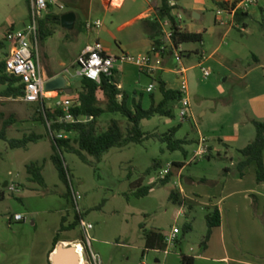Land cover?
Instances as JSON below:
<instances>
[{"label": "rangeland", "instance_id": "rangeland-1", "mask_svg": "<svg viewBox=\"0 0 264 264\" xmlns=\"http://www.w3.org/2000/svg\"><path fill=\"white\" fill-rule=\"evenodd\" d=\"M61 2L66 6L65 10L54 5L44 16L47 13L61 16L73 11L77 14L76 26L67 29L54 24V33L39 41L37 63L44 79L60 72L69 77L72 88L76 89L81 85L79 56L86 45L96 41L102 42L113 56L137 57L148 52L145 20L137 17L151 6L160 5L161 0H125L122 7L105 5L99 10H92V0ZM178 4L176 10L185 24L208 31L205 44L184 45L186 51L196 52L193 57L183 60L184 66L189 67L187 83L173 72H163L165 80L173 87L187 88L189 116L182 117L183 104L179 101L174 105L175 117L145 119L142 129L162 136L181 125L176 138L194 141L186 145L187 156L182 150H169L167 143L157 137L147 138L141 144L112 148L97 165L85 163L76 153L64 150L60 155L68 172L67 183L51 159L54 149L48 127L40 120L39 103H28L22 97H0V131L4 122L14 117L16 122L8 129L9 137L22 138L31 133L43 135L27 148L17 149L10 148L8 142L0 138V264H47L42 257V248L51 238L64 235L79 236L86 242L91 264H184L182 254L198 256L205 252L204 241L209 228L207 215L212 211L206 204L219 193L229 174L234 177L239 173L231 158H237V146L245 144V140L237 142L231 138L228 142L231 152L219 151L218 137L232 136L235 124L241 131L248 129L251 124L247 120L252 110L262 105L253 104L252 96L253 91L264 89V13L259 11L255 20L244 24L245 32L233 27L223 39L225 30L217 32L214 29L213 1L178 0ZM194 4L203 5L201 19L194 18ZM186 7L188 11H185ZM98 18L108 29L87 27V22ZM31 24L28 0H0L1 39L11 27L25 30ZM203 52L210 57L205 66L212 74L207 79L199 66ZM8 55L9 46L0 53V60H6ZM164 59L165 67H176L173 56ZM116 66L115 79L123 82L126 90L143 96L146 108L152 103L151 93L147 90L150 84H155L156 99L161 97L156 77L142 72L132 62L119 61ZM247 72L250 73L247 75ZM99 98V105L106 108L107 98L102 93ZM56 101L55 97L47 99V105L55 108ZM204 111H207L206 116L202 115ZM113 120H118L127 133L129 120L120 113L109 111L99 119V130H106ZM201 134L209 138L216 157L192 162ZM67 135L77 144L76 133ZM157 161L160 162L157 170L146 176L142 185L137 184ZM32 162L44 164L46 187L31 178L27 165ZM168 163H174L169 173L171 181L161 184L160 172ZM177 163H184V166ZM252 168L255 173V164ZM247 173H253L250 167ZM6 182L15 183L19 191H11L5 186ZM151 184L155 186L148 195L136 194L141 187ZM73 189L83 196L79 203L84 220L94 226L89 232L90 242L79 225ZM177 189L189 196L185 205L171 198L172 191ZM253 210L257 213L255 206ZM17 213L23 214L26 220L15 221ZM187 223L193 226L189 232L185 231ZM175 226L181 229L180 241L171 243L167 251L146 247L145 231L154 229L167 235ZM213 235L214 230L209 241ZM211 249L214 250V246ZM196 264H205V261L200 259Z\"/></svg>", "mask_w": 264, "mask_h": 264}, {"label": "trees", "instance_id": "trees-1", "mask_svg": "<svg viewBox=\"0 0 264 264\" xmlns=\"http://www.w3.org/2000/svg\"><path fill=\"white\" fill-rule=\"evenodd\" d=\"M155 1V0H154ZM29 2V0H28ZM52 8V5H50ZM175 6L170 4V0H161L160 5H156L157 17L154 19L155 33L151 35L156 47H160L164 43L162 28L159 19H168L171 22L173 29V43L187 44V43H204V33L191 31L188 28L183 29L180 27L178 15L173 12ZM248 13H237L236 18L238 21H243ZM54 24L61 25L60 15L47 13L46 16L39 20L38 26V39L44 41L54 33ZM15 29L11 27L9 30ZM8 30V31H9ZM8 48L6 37L0 38V53ZM36 56V50H35ZM8 57V56H7ZM160 92L163 96L159 103L153 100L151 106L146 108L143 104L142 98H136L122 91L119 88V83L115 79V72L111 75H104L100 83L91 80L87 77H81V89H75L73 94L77 97L78 104L71 109L72 114L77 119L74 122L62 121L60 118L64 114L63 110L59 107L48 108L47 99L39 103L38 112L40 120H42L48 127L50 132L51 141L54 153L51 157L55 163L62 180L69 182L68 172L64 166L60 151H69L76 153L85 163L91 165L99 164L109 150L115 147H125L131 143L141 144L147 138L157 137L161 141L167 143V148L171 151L182 150L187 156L186 145L193 144L190 138L178 139L176 133L181 125L173 127L162 136L156 134L146 133L142 129V121L145 119H152L156 116L161 117H175L174 105L183 98L181 89L169 87L168 83L163 79H158ZM0 97L18 98L25 94V84L21 79L7 71L6 60H0ZM102 93L107 98V107L103 108L99 105V94ZM120 95L122 97H120ZM120 113L125 116L130 126L127 133L124 132L118 120H113L110 126L104 130H99L98 121L101 116L106 112ZM90 117V119H88ZM187 118V117H186ZM16 122L14 117L7 119L4 126L0 131V138L8 142L10 148H27L31 142H36L43 138V135L37 133L24 134L22 138H11L8 136V129ZM253 124L256 128V137L247 146L239 149L243 155L238 165V174L244 177L247 168L252 163H256V176L258 183H264V120L253 119ZM76 133L78 135L76 142L71 139L67 134ZM63 134L64 136H60ZM211 153V149H210ZM220 157V155L218 156ZM208 159L214 158L211 154L207 155ZM160 162H155L153 166L147 169L143 176L136 182L139 185L145 181L146 176L150 175L154 170H157ZM184 166V163H182ZM44 164L40 162H32L27 165V170L31 178L37 181L42 186L46 187L47 183L43 175ZM170 180V174L166 178L160 179L161 184H167ZM155 184L141 187L136 194L138 196H146L154 188ZM171 198L181 205H185L186 199L180 190H173ZM255 207L258 200L254 197ZM80 217L78 216V219ZM208 232L204 241L205 248L208 247L212 231L222 223V213L218 207L212 209L207 215ZM193 228L191 223H187L185 231L189 232ZM146 247L148 249H161L167 250L169 244L166 241V235L156 230L145 231ZM179 241L177 240L176 243ZM59 243V236L55 237V247ZM184 264H194L195 257H188L182 254Z\"/></svg>", "mask_w": 264, "mask_h": 264}, {"label": "crops", "instance_id": "crops-1", "mask_svg": "<svg viewBox=\"0 0 264 264\" xmlns=\"http://www.w3.org/2000/svg\"><path fill=\"white\" fill-rule=\"evenodd\" d=\"M211 1L215 3V13H214V23H213L214 29L217 32L218 31L222 32V30H225L222 37L223 39H226L234 27L233 25H231L233 17L227 14H223L218 17L216 15V9L220 0H211ZM124 3L125 0H92L91 8L92 10L95 9L99 10L102 9L105 5L119 8L122 7ZM186 9L187 10L185 11H188L189 8L186 7ZM194 9H196L194 10V13L197 12V17H198L197 19H201L203 17V13L201 12V9H203V5L194 4ZM259 11L261 13H264V9L254 8L248 13L247 17L243 21H238L236 17L235 20L239 23L248 25L250 20L252 19L255 20L257 18L256 15L258 14ZM156 17H157V11H156V6L154 5L151 6V8L148 11L143 12L137 17L145 20L144 30L148 37V41H145V44L149 45V49L147 53L151 52L153 48L156 47L154 45L153 39L151 38V35L155 33L153 27H154V19ZM219 18H223V20L226 21L227 23L223 24L221 22L222 20H219ZM184 25H186L188 29L191 31L204 33V40H205V34L208 33L207 29L196 30L193 24L187 25L184 23ZM103 28L106 30L108 29V26L106 24H103ZM203 44H205V41ZM88 45H86L83 48L82 53L84 52V50ZM194 55H196V52L187 51L186 59H189ZM165 56L168 57L172 56L171 50H169L164 55V57ZM257 61L260 62L259 59H257ZM116 70H117V66L114 72H117ZM164 71L173 72L172 68L166 67L164 70L159 71L156 75H154V77H156L157 79L165 80L163 76ZM249 73L250 72H247V75ZM59 75H61L60 72L52 73L49 75L48 78H45V80L47 81ZM165 81L168 83L169 87L175 89H181V87H173L167 80ZM118 83H119V88L122 91L127 92L131 96V98L133 97L140 98L138 94L126 90L123 85V82L118 81ZM185 83H187V78ZM81 86L82 84L78 86L76 89H81ZM69 87L72 88L70 79H69ZM158 87L160 89L159 82H158ZM72 90L73 92L75 91L74 88H72ZM154 90L153 92H150L152 99L151 102H153L154 100L155 103H159L162 100L163 96L161 94V97L159 99H156ZM50 92L51 93L49 94L51 95V97H53L54 96L53 94H55L56 92H58L59 95L61 96H75L73 92L72 94H67L64 91H50ZM141 98L144 104L143 96ZM252 102L253 104L256 103L262 105L252 110L251 116L247 120V122L251 124L250 127H248V129H244L243 131H241L238 127L239 125L235 124L233 127L234 129L232 136H230L229 138L228 136L224 138L218 137L220 144V147L218 148L219 151H223V149H226L227 152L229 151L231 152L230 149L231 145L228 143L230 141L229 139L232 138L233 141H237V142H241L245 140V144H241L236 148L237 149L236 152L238 153L237 158H235L234 156L231 158L233 161L232 162L233 165H235L236 167L238 163L244 158L243 155L239 152V149L247 146L256 137V128L252 120L253 119L264 120V89H260L258 92L253 91ZM47 107L52 108L48 105ZM202 115L206 116L207 111L202 112ZM191 116L192 117L194 116L192 108H191ZM251 126H253L254 129ZM246 130H249L248 133H245ZM202 137L206 138V141L210 146L211 149L210 154L213 157H216L213 146L212 144H210L209 138L206 135L201 134L200 138L197 139L196 144L199 143ZM177 164L181 165L179 163ZM253 164H255V173H254V169L252 168ZM249 167L251 172L253 173H247L248 172V168H247L244 177H240L239 174L237 173H235L234 177H232V175L229 174V176L227 177L228 179L223 183V186L219 191V193L216 195L214 194L211 198H209V201L206 205L208 206V208L213 209L215 207H218L220 209L222 213V223L220 226L214 228V235L212 237L213 239L211 238V241H209L208 247L206 248L203 254L198 256H188V257H195L194 264H196L197 261L200 259H203L205 261V264H264V183H258L257 181L256 163H252L251 166ZM178 190L181 191V193L186 199V202H188L189 196L185 194L182 191V189H178ZM254 197H256V199L258 200L255 207L257 209V213H254L253 210V206L255 205ZM54 240L55 238H51L49 244L46 247L42 248V255H43L42 257L44 258V260H46L47 264H53V256L57 251V249L61 246L73 245L75 247H78L80 255H82L86 251V247H87L86 242L79 236H65V235L60 236L59 243L57 244L56 247L54 245ZM178 241H180V238H178ZM213 246H214V250L211 249Z\"/></svg>", "mask_w": 264, "mask_h": 264}, {"label": "built area", "instance_id": "built-area-1", "mask_svg": "<svg viewBox=\"0 0 264 264\" xmlns=\"http://www.w3.org/2000/svg\"><path fill=\"white\" fill-rule=\"evenodd\" d=\"M154 2V0H148ZM170 4L175 6L176 9L179 7L178 0H170ZM30 12L32 17V24L25 30H9L6 33V39L9 46V55L6 59L7 71L21 79V82L25 84V94L22 96L23 100L28 103H37L44 99H51L55 97L57 99L56 105L61 108L64 114L61 116L62 121L74 122L77 119L71 112V109L75 107L79 102L76 96H61L56 92L53 97L46 89V80L44 79L37 63V49L39 45L38 39V26L39 20L44 17V13L52 7L57 5L60 10H65L66 6L61 2V0H29ZM259 8L264 9V0H220L216 9V15L227 14L233 17L231 25L241 29V31H246L244 24L239 23L235 20L237 13H249L252 9ZM174 10V14L178 15L180 27L187 29L188 27L184 25L182 18L180 17L177 10ZM223 24L227 22L223 18ZM164 43L160 47H154L149 53L135 56L123 55L122 57L109 55L105 49L102 42L96 41L89 44L84 52L78 59L80 70L78 74L81 77H87L98 83L101 82L104 75H111L116 64L119 61L132 62L136 64L142 72L150 75H156L159 71L164 70L166 67L164 65L165 59L164 55L171 50V55L175 58L177 63L176 67L172 71L186 81V73L189 67L184 66L183 60L186 58L187 51L184 49L186 44L175 45L173 43V29L171 28V22L168 19H159ZM102 28L103 22L101 19H97L94 22H87V27L92 28ZM168 47H170L168 49ZM36 50V56H35ZM210 57L206 55L205 52L201 54L199 66L204 74V78H209L212 74L210 68L205 66L206 61ZM155 85L152 83L148 86V92H153ZM183 92V98L181 103V115L183 118L189 116L190 103L187 95V88H181ZM120 97H122L120 95ZM64 136L63 134L60 135ZM210 154V146L208 145L206 138L202 137L198 143V148L195 151L194 158L192 162H197L201 159L207 157ZM174 167V163H168V166L160 172V179H164L171 172ZM9 189L13 192L19 191V187L15 183H8ZM82 194L79 191L73 189L72 198L73 202L77 208L79 214V225L81 229L85 232L87 239L90 242L89 232L94 228L92 223H88L83 218V212L80 208V200L82 199ZM15 221H24L26 217L17 213L14 215ZM181 229L179 227H174L169 234L166 235V241L170 245L171 243H176L179 238ZM168 250V249H167ZM166 250V251H167ZM147 264V263H143Z\"/></svg>", "mask_w": 264, "mask_h": 264}, {"label": "water", "instance_id": "water-1", "mask_svg": "<svg viewBox=\"0 0 264 264\" xmlns=\"http://www.w3.org/2000/svg\"><path fill=\"white\" fill-rule=\"evenodd\" d=\"M197 17V12L194 13ZM61 25L67 29H74L77 21V14L73 11L66 12L60 16ZM46 89L48 91H64L72 94L73 90L69 87V78L66 75H59L46 81ZM90 119V117H88ZM9 182L5 183L8 186ZM53 264H81L78 248L70 246H61L57 249L53 256Z\"/></svg>", "mask_w": 264, "mask_h": 264}, {"label": "bare ground", "instance_id": "bare-ground-1", "mask_svg": "<svg viewBox=\"0 0 264 264\" xmlns=\"http://www.w3.org/2000/svg\"><path fill=\"white\" fill-rule=\"evenodd\" d=\"M78 253H79V250H78ZM80 261H81V264H88V262H89V264H91V262L89 261V256H88L87 251H85V253L80 255Z\"/></svg>", "mask_w": 264, "mask_h": 264}]
</instances>
